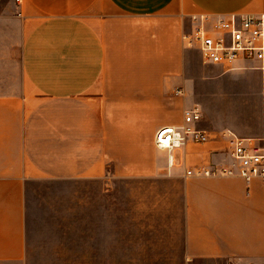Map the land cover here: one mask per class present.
Returning a JSON list of instances; mask_svg holds the SVG:
<instances>
[{"label":"crops","instance_id":"crops-1","mask_svg":"<svg viewBox=\"0 0 264 264\" xmlns=\"http://www.w3.org/2000/svg\"><path fill=\"white\" fill-rule=\"evenodd\" d=\"M232 12L264 0H0V264L67 256L80 218L105 257L116 203L135 249L160 231L188 262L264 261V179L186 174L231 166L230 134L264 145V64H206L183 40ZM192 107L209 140L170 159L155 133Z\"/></svg>","mask_w":264,"mask_h":264},{"label":"built area","instance_id":"built-area-1","mask_svg":"<svg viewBox=\"0 0 264 264\" xmlns=\"http://www.w3.org/2000/svg\"><path fill=\"white\" fill-rule=\"evenodd\" d=\"M196 21L191 32L183 34L189 47L197 48L206 64H221L232 67L239 59L258 60L264 64V13L247 14L232 12L217 16L201 15L192 18ZM182 93L180 88L175 94ZM202 114L197 107L186 108L183 124L161 126L155 133V144L165 150L171 159L173 152L180 149L187 140L207 142L209 135L199 129L196 123ZM231 166L217 164L189 168L188 176L239 175L249 181L253 176L264 179V145L250 139L230 134Z\"/></svg>","mask_w":264,"mask_h":264},{"label":"rangeland","instance_id":"rangeland-1","mask_svg":"<svg viewBox=\"0 0 264 264\" xmlns=\"http://www.w3.org/2000/svg\"><path fill=\"white\" fill-rule=\"evenodd\" d=\"M192 22V19L191 22L188 20L186 29L192 27L194 24ZM130 212L129 203L128 205L116 203L115 207H112L111 240L108 242L109 248L106 244L105 252L107 255L105 257L90 255L93 253L90 249L92 243L87 240L85 220L80 218L79 239L76 241H66L62 244V248L67 249V256L30 258L29 264H204L198 260L195 262L186 261L181 256L180 249L177 247H165L166 242L159 239L166 235L160 231H155V234L158 236L157 239L144 240L142 242V249H135L136 242L129 239L136 232V227L130 223V219L132 218L129 215ZM124 219L127 221V224L120 226L119 222L124 221ZM143 219L145 221V217ZM137 231L139 230L137 229ZM140 232L143 233L144 237L151 238L152 236L154 238V235L144 227ZM70 252L72 253L71 255H69ZM100 252L97 248L96 254ZM209 264H264V261H246L235 258L231 260L219 259L211 263L209 262Z\"/></svg>","mask_w":264,"mask_h":264}]
</instances>
